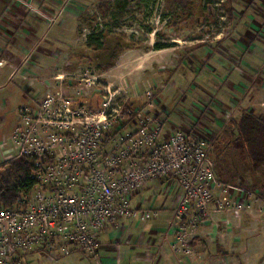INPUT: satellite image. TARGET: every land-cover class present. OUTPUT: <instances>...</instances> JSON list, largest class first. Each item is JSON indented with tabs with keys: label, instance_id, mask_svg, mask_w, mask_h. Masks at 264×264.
<instances>
[{
	"label": "rangeland",
	"instance_id": "obj_1",
	"mask_svg": "<svg viewBox=\"0 0 264 264\" xmlns=\"http://www.w3.org/2000/svg\"><path fill=\"white\" fill-rule=\"evenodd\" d=\"M3 11L14 19H8L11 30L0 29V40L28 41H23L24 62L40 69L46 87L38 103L55 99L43 109L46 119L48 110L62 109L66 101L80 120L112 115L111 125L103 130L102 146L109 148L143 104L129 103L139 94L154 91L162 99L165 111L157 115L164 118L167 110L173 129L178 128L175 123L198 116L192 129L211 141L209 155L215 171L222 172L219 177L236 186L234 195H254L245 200L242 213L224 210L198 217L197 225L183 232V241L167 223L171 248L190 255L201 232L202 249L214 240L225 245L221 250L233 251L220 260L205 254L204 264H238V257L245 264H264V138L247 136L260 161L242 160L239 141L224 133L243 114L264 121V0H0L1 15ZM4 23L10 25L0 18V25ZM156 43L175 46V55L173 49L155 52ZM7 50L0 45V55ZM41 60L37 66L35 61ZM150 61L154 73L139 79L134 68L148 69ZM59 120L68 119L61 114ZM219 156L226 158L233 179Z\"/></svg>",
	"mask_w": 264,
	"mask_h": 264
},
{
	"label": "built area",
	"instance_id": "obj_2",
	"mask_svg": "<svg viewBox=\"0 0 264 264\" xmlns=\"http://www.w3.org/2000/svg\"><path fill=\"white\" fill-rule=\"evenodd\" d=\"M147 93L145 105L134 111L131 125L109 148L102 141L112 115L80 120L66 101L62 109L48 110L51 119H46L43 109L53 97L44 99L38 111L20 109L10 135L17 152L13 159L35 160L36 185L13 207L0 204V264H25L30 253L60 263L76 249L97 260L102 230L122 218L144 222L159 215L158 209L131 204L133 195L152 180L179 189L168 228L178 231L180 241L198 217L243 212L245 200L254 194L246 191L241 198L222 181L209 155L211 141L184 128L165 134V118L151 113L155 92ZM61 114L68 120L60 121Z\"/></svg>",
	"mask_w": 264,
	"mask_h": 264
},
{
	"label": "crops",
	"instance_id": "obj_3",
	"mask_svg": "<svg viewBox=\"0 0 264 264\" xmlns=\"http://www.w3.org/2000/svg\"><path fill=\"white\" fill-rule=\"evenodd\" d=\"M0 18H5L8 24H10L4 23L6 26L0 25V29L4 28L5 31L7 29L11 30L13 24L9 20L14 19L13 14L3 11V15L0 14ZM16 18L22 21L29 19L27 15H17ZM38 25L39 23L36 26ZM23 41L28 42L25 38L22 41H12V39L0 40V45L8 48L6 55H0V164L12 160L17 153L11 143L10 135L19 123L20 109L30 107L37 110L40 105L38 101L40 98L41 100L44 98L46 91L45 83L42 79L44 75L42 73L39 74L40 69L34 68V70H37L34 72L33 67L30 69L26 65L27 63L24 62L23 46L25 45H23ZM165 49H173L171 53L175 55L174 50H176V47L170 45L166 48L155 49V52ZM13 53L17 54L16 57H14ZM195 54L198 53L196 52ZM205 55L209 56L210 54L207 53ZM35 62L39 66L42 60ZM153 64L150 61L146 66L148 69L140 70L139 67H135L133 72L137 73L138 76H142L139 79L144 78L146 73H149L151 76L154 73L151 72ZM30 79H35V82H30ZM160 99L156 96L151 113H163L165 111L166 106L161 101L162 99ZM128 100L129 103H143L137 106L134 109L135 111L139 107H142V105H145L146 96L143 93L134 99L130 98ZM159 103L162 104V109L159 108ZM162 115L164 116V114ZM191 117L192 120L186 121L187 123L185 122V124L180 122L175 124H178V128H193L197 126L195 121L198 116ZM164 118L166 125L165 134L178 129L172 128L174 121L169 119V112L167 110ZM199 137L202 136L199 135ZM178 195L179 189L175 184L171 185L170 182L163 180L148 181L145 186L141 187L133 195L131 204L135 208L151 207L158 209L159 215L144 222L138 219L122 218L115 225H110L106 230H102L98 235L100 249L97 260L89 258L76 249L60 263H50L43 256L37 253H30L24 259L25 264H204V260L207 257H205V254L213 257L210 258L211 260L216 258L220 260L222 255L231 256L233 251H230L231 253L229 254L227 249L221 250V247L225 246L222 245V241L216 243L212 240L208 243L209 247L207 250L204 247L202 249L201 245L199 246L200 240L204 238L201 232L197 233L195 237L198 244L193 246L190 255L177 253L171 248L172 235L169 236L165 232L167 231V223L171 219ZM243 261H241L240 257L237 258L238 264H245Z\"/></svg>",
	"mask_w": 264,
	"mask_h": 264
},
{
	"label": "trees",
	"instance_id": "obj_4",
	"mask_svg": "<svg viewBox=\"0 0 264 264\" xmlns=\"http://www.w3.org/2000/svg\"><path fill=\"white\" fill-rule=\"evenodd\" d=\"M93 38L94 36L90 35L88 37V40L92 41ZM95 40L98 41V38H96ZM166 47H169V45L157 43L154 44L155 49H162ZM107 67H109V65H107ZM189 130L194 133L196 132V130L193 131L192 128H189ZM224 133L230 137H235L236 140L239 141L238 147L241 151L240 158L242 160L249 159L251 161H260L259 157H257V155H255L254 152L250 149L249 146H251V144L250 141H248L247 136L251 137L252 134H259L260 137L264 138L263 120L250 114H243L242 117L239 119L238 125L234 128L226 127ZM196 135L199 136L198 134ZM256 145L257 144H255V146ZM224 155L226 154L224 153ZM218 161L221 166L225 167L226 173H228L229 176L233 179L234 175H232V172L230 171L231 169L227 165L228 163H226V158L221 159V157L219 156ZM219 172L220 174L222 173L221 171ZM36 173L37 168L35 166V160L31 157H18L3 164H0V204L4 208H10L19 203L22 199H27L35 188ZM220 174L218 173V176ZM222 181L226 182L223 179ZM232 186L236 187L234 185Z\"/></svg>",
	"mask_w": 264,
	"mask_h": 264
}]
</instances>
